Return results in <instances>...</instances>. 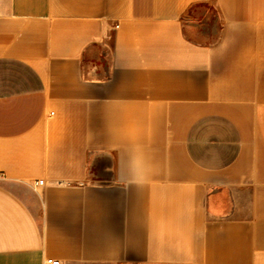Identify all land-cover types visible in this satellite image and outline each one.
I'll list each match as a JSON object with an SVG mask.
<instances>
[{
  "label": "crops",
  "instance_id": "obj_1",
  "mask_svg": "<svg viewBox=\"0 0 264 264\" xmlns=\"http://www.w3.org/2000/svg\"><path fill=\"white\" fill-rule=\"evenodd\" d=\"M47 259L264 264V0H0V264Z\"/></svg>",
  "mask_w": 264,
  "mask_h": 264
},
{
  "label": "rangeland",
  "instance_id": "obj_2",
  "mask_svg": "<svg viewBox=\"0 0 264 264\" xmlns=\"http://www.w3.org/2000/svg\"><path fill=\"white\" fill-rule=\"evenodd\" d=\"M189 19L194 23L203 25V30L209 32L210 40H207L206 43L216 42L218 39L220 24L218 20V12L213 5L208 4L207 6H200L191 9L184 18L185 22Z\"/></svg>",
  "mask_w": 264,
  "mask_h": 264
},
{
  "label": "built area",
  "instance_id": "obj_3",
  "mask_svg": "<svg viewBox=\"0 0 264 264\" xmlns=\"http://www.w3.org/2000/svg\"><path fill=\"white\" fill-rule=\"evenodd\" d=\"M39 183H40V184H43L44 181L41 180V181H39ZM46 264H61V262L58 261V260H55V259H47Z\"/></svg>",
  "mask_w": 264,
  "mask_h": 264
},
{
  "label": "trees",
  "instance_id": "obj_4",
  "mask_svg": "<svg viewBox=\"0 0 264 264\" xmlns=\"http://www.w3.org/2000/svg\"><path fill=\"white\" fill-rule=\"evenodd\" d=\"M207 5H208V4H197V5H195L193 8H195V7H200V6H207ZM193 8H191V9H193ZM191 9H190V10H191ZM190 10H189V11H190Z\"/></svg>",
  "mask_w": 264,
  "mask_h": 264
}]
</instances>
